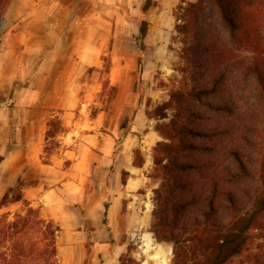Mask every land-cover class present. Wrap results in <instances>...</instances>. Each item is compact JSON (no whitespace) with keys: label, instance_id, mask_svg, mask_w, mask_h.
Wrapping results in <instances>:
<instances>
[{"label":"trees","instance_id":"trees-1","mask_svg":"<svg viewBox=\"0 0 264 264\" xmlns=\"http://www.w3.org/2000/svg\"><path fill=\"white\" fill-rule=\"evenodd\" d=\"M10 1L0 0V16ZM152 4L145 0L141 14ZM180 8L179 85L158 107L172 115L158 126L168 141L155 147L154 225L173 243V264H224L246 248L250 231L264 239V0H195ZM146 26L142 19L135 36L139 64ZM19 219L0 230L15 243L0 250V264H25L30 248L16 242L28 219ZM55 230L44 232L43 264H55ZM256 247L253 264H264L263 245Z\"/></svg>","mask_w":264,"mask_h":264},{"label":"crops","instance_id":"crops-1","mask_svg":"<svg viewBox=\"0 0 264 264\" xmlns=\"http://www.w3.org/2000/svg\"><path fill=\"white\" fill-rule=\"evenodd\" d=\"M120 3L121 0H11L0 19V104L6 103L0 106V198L28 163L22 175L43 180L49 186H25L22 197L30 205L43 208L45 217L52 221H58L63 206L75 211L78 223L70 238L55 235L58 264H119L122 250L117 216L122 212L124 195L118 191L133 187V183L136 186L131 192L140 187L135 180L143 178V167L133 164L131 154L146 126V138L154 133L151 120L139 110L127 135L121 138V149L129 154L128 158L109 164V223L97 216L103 215L104 205L96 182L91 184L92 189H85L87 176L101 171L102 166L89 159L63 164L57 157L48 163L35 162L44 139V120L55 115L70 118L80 100L81 71L96 66L101 46L92 43L95 37L89 24L94 18L104 22L105 15L111 13L108 10ZM123 77L113 80L118 87L117 110L109 119V133L102 139L110 149L113 137L117 138L121 131L119 122L128 103L124 94L130 84L125 72ZM82 85L91 88L95 83L87 79ZM90 141V145L96 143L94 135ZM123 172L128 174L124 181ZM58 184L70 189L75 185L76 189L61 196Z\"/></svg>","mask_w":264,"mask_h":264},{"label":"rangeland","instance_id":"rangeland-1","mask_svg":"<svg viewBox=\"0 0 264 264\" xmlns=\"http://www.w3.org/2000/svg\"><path fill=\"white\" fill-rule=\"evenodd\" d=\"M144 1L121 0L117 7H112L111 11L108 10L111 13L105 15L104 22H98L97 18L92 19L89 29L95 38H92L91 41L92 43L97 42L101 46L96 66L81 71L80 100L73 112L70 113V118L66 119L55 115L44 120V139L37 152L35 162L48 163L51 158L57 157V159L63 160V164L89 159L94 165L102 166L101 171L87 176L85 189H89L88 187L92 189L91 184L96 182L104 205L111 198L108 184L111 169L109 164L128 158L129 154L120 146L122 137L127 135L129 126L135 120L137 112L142 109L147 120H151L150 128L157 134L158 139L154 140L151 145L148 157L145 154L144 144L145 133L149 128L147 126L144 128L141 137L138 138L137 147L131 154L133 164L143 167V178L135 180L138 181L140 187L137 191L131 192V188L135 189L134 186H136L133 183V187L129 185L127 190L121 188L118 191L124 195L122 212L117 216L120 233L118 238L122 250L119 264H161L159 259L146 257L140 248V219L145 210L146 201L150 203L148 230L160 243V256L166 259L165 264H173V243L160 238L161 232L154 225V190L159 187L161 182V175L154 164L155 147L158 142L168 141L159 131L158 126L168 122L172 115L169 108L158 110V107L168 100L170 90L179 85L183 47L182 36L177 29L183 23V9L180 7L195 0H152L151 9L146 15H142L140 8ZM5 11L1 14L0 19ZM142 19H145L147 26L142 39L143 50L139 64L138 43L135 36L138 34ZM103 35L106 37L102 38ZM97 36L99 38H96ZM238 52L236 51V54ZM250 53V51H243L242 55L248 56ZM124 72L127 74L126 79L130 84L128 91L124 94L128 103L125 114L121 116L119 122L121 131L117 134V138L113 137L114 146L110 149L102 144V139L109 133V119L117 110L118 87L113 84V80H123ZM87 79L94 82L95 86L88 88L82 85ZM88 89H90L89 92H87ZM5 105L6 103L0 104L2 107ZM159 113H161L160 117ZM92 135L97 140L94 145H90ZM89 145L91 149L87 150L86 147ZM29 166L30 164L27 163L21 170L15 183L9 187L12 190L9 192L8 199L0 205V230H3L6 224L21 221L19 217L27 218L25 234L16 243L19 244L22 241L27 248H30L25 258V264H43L38 250L47 241L44 232L56 228L55 235L59 237L64 234L69 237L73 233L72 228L76 227L78 219L75 216V211H69L63 206L60 209L58 221H52L45 217L43 208L30 205L29 201L22 197V189L25 186L38 184L45 188L49 186L43 180L40 182L39 179H29V177L23 176L22 174ZM125 175L128 174L123 172L122 176ZM75 189V185H72V189H70L58 184L57 192L64 196ZM18 196H21L19 201H10L11 197L17 198ZM97 216L103 217L100 213ZM49 222L51 223L50 227L48 226ZM106 223H109V217H106ZM249 238L242 253L231 257L224 264H253L252 254L257 251L258 244L263 245L264 249V239L255 230L249 232ZM54 240H56L55 236ZM14 244L11 237L3 238L0 233V250L3 251ZM52 260L53 263L58 264V256H54Z\"/></svg>","mask_w":264,"mask_h":264},{"label":"bare ground","instance_id":"bare-ground-1","mask_svg":"<svg viewBox=\"0 0 264 264\" xmlns=\"http://www.w3.org/2000/svg\"><path fill=\"white\" fill-rule=\"evenodd\" d=\"M156 138L155 133H151L145 140L144 150L147 156L151 152V145ZM150 161V160H148ZM150 222V203L145 202V210L143 211L142 217L140 219V229H141V252L151 259H159L161 264H165L166 259L160 256V243L157 242L153 233L148 230V225ZM170 249V247H169Z\"/></svg>","mask_w":264,"mask_h":264}]
</instances>
